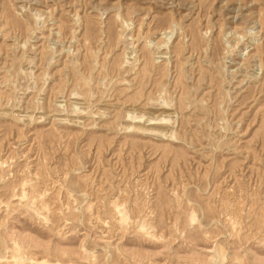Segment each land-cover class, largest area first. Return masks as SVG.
Listing matches in <instances>:
<instances>
[{
    "label": "rangeland",
    "instance_id": "obj_1",
    "mask_svg": "<svg viewBox=\"0 0 264 264\" xmlns=\"http://www.w3.org/2000/svg\"><path fill=\"white\" fill-rule=\"evenodd\" d=\"M0 264H264V0H0Z\"/></svg>",
    "mask_w": 264,
    "mask_h": 264
},
{
    "label": "bare ground",
    "instance_id": "obj_2",
    "mask_svg": "<svg viewBox=\"0 0 264 264\" xmlns=\"http://www.w3.org/2000/svg\"><path fill=\"white\" fill-rule=\"evenodd\" d=\"M112 6H113V5H112ZM156 48H158V49H159V48H160V46H159V45H157V46H156ZM159 53H162V52H159ZM147 119H148V118H147ZM153 120H154V119H153ZM146 121H147V120H146ZM147 122H149V125H150V124H152V125H153V123H150V122H151V119H150V120H148ZM160 131H161V130H160ZM155 132H156V131H155ZM162 133H163V132H162ZM162 133H158V134L162 136V135H163ZM168 136H169V135H168Z\"/></svg>",
    "mask_w": 264,
    "mask_h": 264
}]
</instances>
